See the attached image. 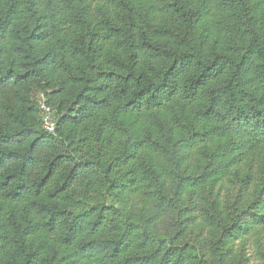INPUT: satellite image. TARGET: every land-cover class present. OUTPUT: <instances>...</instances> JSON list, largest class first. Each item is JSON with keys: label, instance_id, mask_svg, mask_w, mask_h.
<instances>
[{"label": "trees", "instance_id": "obj_1", "mask_svg": "<svg viewBox=\"0 0 264 264\" xmlns=\"http://www.w3.org/2000/svg\"><path fill=\"white\" fill-rule=\"evenodd\" d=\"M0 264H264V0H0Z\"/></svg>", "mask_w": 264, "mask_h": 264}, {"label": "built area", "instance_id": "obj_2", "mask_svg": "<svg viewBox=\"0 0 264 264\" xmlns=\"http://www.w3.org/2000/svg\"><path fill=\"white\" fill-rule=\"evenodd\" d=\"M41 109L44 129L50 133L54 131L55 124L51 118V110L45 103L43 96L41 97Z\"/></svg>", "mask_w": 264, "mask_h": 264}]
</instances>
